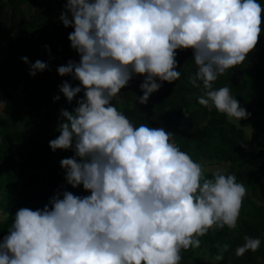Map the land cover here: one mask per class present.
Listing matches in <instances>:
<instances>
[{"label":"clouds","instance_id":"obj_1","mask_svg":"<svg viewBox=\"0 0 264 264\" xmlns=\"http://www.w3.org/2000/svg\"><path fill=\"white\" fill-rule=\"evenodd\" d=\"M64 7L59 19L74 28L69 40L80 62L57 71L80 86L65 81L59 90L70 103L84 95L74 111L61 110L60 135L49 145L74 149L60 161L65 179L91 195L65 190L51 206L18 209L0 264H181L182 252L200 248L210 230L237 228L248 189L221 170L208 178L206 163L182 151L174 133L135 126L112 101L136 74L145 76L137 100L147 104L162 86L157 79H180L177 50L192 49L191 83L204 89L198 103L230 123L248 119L231 89L213 84L257 47L264 7L258 0H66ZM21 59L33 77L49 67ZM243 239L237 257L259 250V238ZM214 246L217 261L231 247Z\"/></svg>","mask_w":264,"mask_h":264},{"label":"trees","instance_id":"obj_2","mask_svg":"<svg viewBox=\"0 0 264 264\" xmlns=\"http://www.w3.org/2000/svg\"><path fill=\"white\" fill-rule=\"evenodd\" d=\"M27 2L31 12L23 7ZM258 2L264 7V0ZM65 3L66 0H0V94L7 106V112H0V242L8 235L18 209H43L52 197L65 190L80 197L91 195L82 184L74 188L65 179L66 170L60 161L72 158L74 149L53 151L49 145L60 135L61 110L74 111L84 95L82 91L70 103L59 90L65 81L73 87L80 86L72 75L61 76L57 71L70 60L80 62L69 40L74 28L65 27L59 19ZM261 27L254 50L264 53V24ZM256 52L249 53L242 65L227 70L213 84L214 89L229 87L251 114L240 122L230 123L226 114L215 107L210 111L198 103L204 89L199 81V87L191 83L197 70L192 49L177 50L180 79L172 83L157 79L162 86L151 94L147 104L137 100L143 95L140 85L144 75H139L136 83L133 75L112 101L135 126L145 123L164 127L175 134V142L195 161L208 159L223 164L224 172L235 174L248 189L237 228L210 230L200 238V248L182 252L181 264H264V67L255 62ZM22 57H28L31 63L40 60L49 67L33 77ZM7 84L19 88L15 96L7 94ZM56 96L60 97L58 101L54 100ZM245 128L252 130L249 138ZM245 236L259 238L261 246L256 252L237 257L235 250L244 243ZM217 241L231 245L220 261L215 259Z\"/></svg>","mask_w":264,"mask_h":264},{"label":"rangeland","instance_id":"obj_3","mask_svg":"<svg viewBox=\"0 0 264 264\" xmlns=\"http://www.w3.org/2000/svg\"><path fill=\"white\" fill-rule=\"evenodd\" d=\"M256 52L255 50H253V53ZM254 60L257 63V65L259 67H264V53L257 51L254 55ZM17 63V62H16ZM21 87H23V85H21ZM19 90V88L17 86H9V84H7L5 86V91H7V94H13L14 96L16 95V92ZM18 99V97H17ZM0 101L4 102L6 104L5 99L3 98V96L0 94ZM0 112L1 113H5L7 112V106L0 108ZM241 121V120H240ZM238 121V122H240ZM246 129V128H245ZM252 130L246 129V135L249 138L250 134H251ZM202 162H205L208 168V172L206 173L209 176H213V174L217 171V170H221L224 172V166L223 164H218L215 160H208V159H202Z\"/></svg>","mask_w":264,"mask_h":264},{"label":"crops","instance_id":"obj_4","mask_svg":"<svg viewBox=\"0 0 264 264\" xmlns=\"http://www.w3.org/2000/svg\"><path fill=\"white\" fill-rule=\"evenodd\" d=\"M23 7L25 8V10H26L27 12H31V11H30V10H31V4H30L29 2H27Z\"/></svg>","mask_w":264,"mask_h":264},{"label":"built area","instance_id":"obj_5","mask_svg":"<svg viewBox=\"0 0 264 264\" xmlns=\"http://www.w3.org/2000/svg\"><path fill=\"white\" fill-rule=\"evenodd\" d=\"M134 77H135V80L133 81V83H136L139 78V75L134 74Z\"/></svg>","mask_w":264,"mask_h":264}]
</instances>
